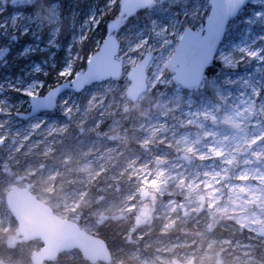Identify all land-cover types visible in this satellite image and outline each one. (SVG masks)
Masks as SVG:
<instances>
[{"label":"rangeland","instance_id":"1","mask_svg":"<svg viewBox=\"0 0 264 264\" xmlns=\"http://www.w3.org/2000/svg\"><path fill=\"white\" fill-rule=\"evenodd\" d=\"M11 1L0 0V264H32L43 246L22 241L6 205L11 186L27 183L61 217L105 232L111 264H264V0L229 23L194 88L175 80L170 59L185 27L203 29L208 0H149L130 17L120 16L125 0ZM115 19L121 76L23 117L32 96L85 71ZM137 64L146 83L132 97ZM30 156L38 163L18 166ZM96 181L102 202L89 196ZM153 188L167 198L141 217ZM88 207L121 222L95 229ZM83 259L75 249L44 264H91Z\"/></svg>","mask_w":264,"mask_h":264},{"label":"water","instance_id":"2","mask_svg":"<svg viewBox=\"0 0 264 264\" xmlns=\"http://www.w3.org/2000/svg\"><path fill=\"white\" fill-rule=\"evenodd\" d=\"M18 1L22 0H12L11 3ZM249 1L251 0H208L210 12L203 29L185 27L170 59L175 80L180 85L186 88L201 85L203 75L217 55L229 23ZM148 2L149 0H125L120 7V15H134ZM117 23L115 19L109 25L103 42L87 61L84 72L79 73L76 79L50 89L43 96H32L31 110L22 116L32 118L41 111L53 110L59 95L67 90L79 92L94 83L121 76L122 65L116 58L120 43L113 34ZM145 69V65L137 64L127 73L130 79V96L138 97L144 91ZM5 201L17 222L16 234L24 242L39 239L43 243V246L32 254V264L51 262L62 253L75 249L79 250L83 258L91 264L112 262L113 252L104 238L83 229L71 219L61 217L53 207L31 191L30 184L25 186L13 184L6 192ZM140 215L146 217L147 211L142 210ZM259 233L264 235V229Z\"/></svg>","mask_w":264,"mask_h":264},{"label":"trees","instance_id":"3","mask_svg":"<svg viewBox=\"0 0 264 264\" xmlns=\"http://www.w3.org/2000/svg\"><path fill=\"white\" fill-rule=\"evenodd\" d=\"M139 12V11H138ZM137 12V13H138ZM69 138V137H67ZM67 142H63L62 145H66ZM52 158L48 157L47 159H45V163H47V161L51 160ZM28 162H32L37 164V158L34 156H30L28 159H23L22 162L19 163V167L20 165L23 166L24 163H28ZM1 168V167H0ZM16 169V168H13ZM102 177V175L100 176ZM99 183L100 181H96V182H92L90 183L89 186V196L93 199V200H97L102 202L104 200V196L105 193H103L102 191L98 190L99 187ZM124 185H122V183H116L115 187L113 188V190L115 191V193L118 192H124ZM146 193V205L145 208L148 211V214H154L155 209L157 208V205L159 204V202L164 201L167 197H165V194H162L160 191H158L157 189H151L150 191L145 192ZM93 206V208L95 207L94 204H91ZM88 211L91 214V217L89 218L90 224L92 227H94L95 229H98L100 231H105V225H111V221L112 224L115 225L116 222H121V219L118 218V215H109V214H101L99 212L96 213V211L94 212V210H92V207H88ZM129 216H124L123 221H126L125 226H129L130 223H135L136 220L135 219H129ZM111 225V226H113ZM109 228H111L109 226ZM137 233L135 231H132L130 233V240L128 241V239H126V242H124L125 244H130L134 239L136 240L137 238ZM102 237H106L105 232L101 234ZM110 248H113V245H109ZM2 250H4L5 248L3 246L0 247ZM84 262H86V260L83 259ZM100 264V263H99Z\"/></svg>","mask_w":264,"mask_h":264},{"label":"bare ground","instance_id":"4","mask_svg":"<svg viewBox=\"0 0 264 264\" xmlns=\"http://www.w3.org/2000/svg\"><path fill=\"white\" fill-rule=\"evenodd\" d=\"M233 107H235V109H238V108L242 107V99H241L240 97H238V98L235 100ZM255 198H256V197H255V195L253 194V195H250V196H249L248 200L250 201V200L255 199ZM233 209L235 210V207H233Z\"/></svg>","mask_w":264,"mask_h":264},{"label":"flooded vegetation","instance_id":"5","mask_svg":"<svg viewBox=\"0 0 264 264\" xmlns=\"http://www.w3.org/2000/svg\"><path fill=\"white\" fill-rule=\"evenodd\" d=\"M142 9V8H141ZM140 9V10H141ZM140 10H138V11H140ZM136 14V13H135ZM120 16H127V15H120ZM131 16H133V15H131ZM130 17V16H129ZM118 21V20H117ZM146 210V209H145ZM147 211V210H146ZM147 215H148V211H147ZM142 217V216H141Z\"/></svg>","mask_w":264,"mask_h":264},{"label":"snow or ice","instance_id":"6","mask_svg":"<svg viewBox=\"0 0 264 264\" xmlns=\"http://www.w3.org/2000/svg\"><path fill=\"white\" fill-rule=\"evenodd\" d=\"M61 74H63V73H61Z\"/></svg>","mask_w":264,"mask_h":264}]
</instances>
